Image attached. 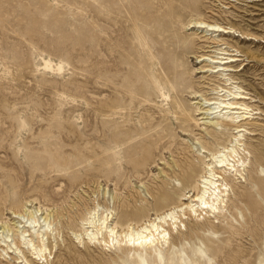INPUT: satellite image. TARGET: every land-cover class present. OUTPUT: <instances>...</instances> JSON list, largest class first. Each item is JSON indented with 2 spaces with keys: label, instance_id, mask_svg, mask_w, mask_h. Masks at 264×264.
<instances>
[{
  "label": "rangeland",
  "instance_id": "374dc122",
  "mask_svg": "<svg viewBox=\"0 0 264 264\" xmlns=\"http://www.w3.org/2000/svg\"><path fill=\"white\" fill-rule=\"evenodd\" d=\"M207 1L215 16L209 10L203 14L218 17L225 27L233 22L250 34L196 30L192 22L197 15L179 0H0L3 218L10 216L13 205L27 202L65 211L81 197L92 208L98 196L103 206L105 192L119 196L118 208L123 201L133 205L140 179L155 184L158 167L146 150L154 149L156 131L175 123L180 106L201 118L195 93L216 97L212 88L229 89L233 83L250 93L248 102L257 112L245 121L252 130L244 138L251 152L246 178L235 180L230 191L231 204L242 205L234 194L241 191L248 196V207L243 215L231 208L218 219L186 218L180 236L175 232L163 250L169 255L174 247L176 264H264V171L259 165L264 167V0ZM224 42L250 52L233 62L230 71L201 74L199 68L208 63L198 62V55L227 47ZM125 80L127 85L120 88ZM164 89H169V100L162 95ZM118 103L125 108L123 115L110 116ZM190 124L193 134L171 127L173 151L196 143L202 129L194 121ZM141 125L150 127L144 135L129 139L121 133ZM160 153L166 160L173 158L168 149ZM137 163L145 164L140 173ZM71 232L61 229L49 263L36 264H136L117 248L79 243Z\"/></svg>",
  "mask_w": 264,
  "mask_h": 264
},
{
  "label": "bare ground",
  "instance_id": "6f19581e",
  "mask_svg": "<svg viewBox=\"0 0 264 264\" xmlns=\"http://www.w3.org/2000/svg\"><path fill=\"white\" fill-rule=\"evenodd\" d=\"M179 1L197 15V18L193 19L192 22L194 23L192 28H197L196 30L212 31L214 34L220 32L223 35L238 33V31L242 32L243 35L250 34L233 22H230L228 27L219 23L218 17L215 18L213 14L214 8L206 7V3L210 1ZM203 10H209L206 13L210 12L214 16L203 14ZM220 12L222 14L224 11ZM217 42L219 43V41ZM220 42L222 41L220 40ZM223 44L227 47H214L215 50H206L205 48V52L202 51V54L196 56L197 58L195 57L200 63H208V65L199 68L201 74H211L221 70L230 71L235 67L233 62L243 60L242 56L250 52L240 47L233 49L234 46L230 42ZM211 53L222 57L214 56ZM46 66L49 68V63ZM180 74L182 75V73ZM229 80L232 81V78L229 77L227 83ZM126 81H122L121 85L118 84L120 88L127 85ZM184 81L182 80V82ZM234 85L231 83L229 89L219 87V85L212 88L214 93H210L216 95L212 98H208V95L205 94L195 93L196 96L193 95V97L199 99L194 100V102L196 101L195 104H198L197 111L199 113L197 115H201V118L197 119L180 106L181 112L176 113L175 123H171L170 128L164 130L161 128L156 131V140L153 142L154 149L147 148L146 150L148 154L152 155L150 161L158 167V172L154 178L155 184L149 185L140 179L141 185L133 205L128 201H123L118 208L116 203L120 199L119 196L108 195L109 193L105 192L104 197L107 202L103 206L98 201V196H95L92 208L88 207L87 201L85 202L81 197L79 201L72 202L67 208L64 207L65 211L53 210L54 208L47 210L27 202L23 206L13 205L9 217L3 218L0 213V264H36L37 260L49 263L48 256H52L56 247H59L58 239L62 236L61 229L63 228L72 230V236L79 243H84V245L98 244L108 249L117 248L124 252L127 257L133 258L136 264H152L158 260L163 263L165 259L167 264H176L177 256L174 247H172L169 255H166L163 249L171 245V239L175 232L178 234L177 236H180L181 226L186 225V218H200L206 215L208 220L209 217L218 219L222 216L225 217L231 208L236 209L238 215H243L244 207H248L247 203H249L247 194L236 191L234 194L242 202V205L234 202L231 204L230 191L234 190L233 183L235 180L246 178L251 152L248 150L244 138L247 134H251L252 130L247 127L249 123L245 121L252 119L257 112L248 102L252 99L249 96L250 93L243 90V86ZM162 95L166 100H169V89L162 90ZM120 105L121 103H118L112 107L114 109H111L110 116L123 115L125 108L120 107ZM164 113H166L167 120L171 119L169 110ZM191 121H194L202 129V133L199 137L195 136L196 143L191 144L187 140L188 144L181 147L180 151H173L171 147L176 139L171 127L175 124L183 132L193 134L194 132L190 129ZM148 128L150 129V127H142L141 125L137 128L138 130L121 133L131 139L135 136L144 135L149 130ZM165 131H168L167 134ZM117 143L119 145V142ZM142 143L143 140L140 139L137 145L140 146ZM162 149L170 150L173 158L170 160L163 158L160 153ZM136 165L137 173L145 169L144 163H137ZM259 165L264 171V167ZM253 182L256 183L257 181L253 180ZM112 203L113 206L111 207ZM77 226H80L79 230L75 229ZM197 229L198 227H195L194 231ZM194 251H198L204 256L203 250L196 248ZM179 252H181L180 259L182 261L184 260V252L182 249ZM182 264L187 263L182 262Z\"/></svg>",
  "mask_w": 264,
  "mask_h": 264
}]
</instances>
